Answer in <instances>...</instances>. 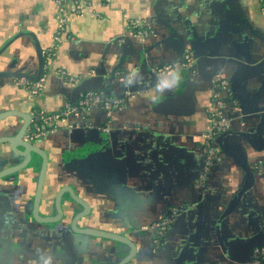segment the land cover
Segmentation results:
<instances>
[{"label":"crops","instance_id":"1","mask_svg":"<svg viewBox=\"0 0 264 264\" xmlns=\"http://www.w3.org/2000/svg\"><path fill=\"white\" fill-rule=\"evenodd\" d=\"M91 1L80 11L68 5L66 32L47 61L45 50L58 25L53 0H0V45L13 40L0 54V113L57 112L76 100L80 87H103L126 98L109 115L100 105L71 114L61 120L68 129L49 130L36 141L48 160L38 216L56 215V193L70 185L87 201L93 227L132 241L129 264H253L256 249H264L263 5L257 0ZM133 23L147 34L138 35ZM187 52L197 57L194 68L181 71L179 87L153 100L158 76L152 68L179 61ZM132 69H139L142 82L126 88L122 80L109 78L113 71ZM42 75L38 93L22 85L23 78ZM68 77L81 80L71 83ZM219 79L238 88L241 100L227 101L230 128L218 139L219 161L197 186L192 177L199 171L200 139ZM13 121L9 132L0 122V137L18 131L22 120ZM72 153L99 163L96 180L88 179L93 168L74 170L78 159ZM21 159L9 143H0V170ZM40 165L33 153L27 167L0 178V264H34L44 250L57 264L122 261L129 247L73 232L70 214L53 223L34 218ZM68 200L63 193L62 202ZM167 211L175 214L154 246L153 232L140 227L153 226ZM119 246L126 251L116 252Z\"/></svg>","mask_w":264,"mask_h":264},{"label":"built area","instance_id":"2","mask_svg":"<svg viewBox=\"0 0 264 264\" xmlns=\"http://www.w3.org/2000/svg\"><path fill=\"white\" fill-rule=\"evenodd\" d=\"M263 5L264 0H257ZM57 6L56 18L57 28L53 34L52 40L49 46L45 50V59L52 61L55 55V51L58 47L59 42L62 39L63 34L66 30L67 19H68V5H72L75 11H80L83 5L90 6L91 0H53ZM133 29L136 30L138 35L147 34L146 29L137 24H132ZM194 61L192 53L187 52L181 61H172L163 63L152 68V73L159 76L162 72H166L170 69L179 67L180 70H186L191 67ZM65 76L64 72H61ZM69 82L74 81V77H68ZM22 85L31 90L33 93H38L43 88L44 76H40L36 79L23 78L21 80ZM217 89L212 93L209 99V106L207 108L208 127L204 135H202L200 141V169L196 176L195 184L197 186L202 185L212 169L217 165L219 161V147L217 139L230 128V121L225 115V107L227 99H230L229 83L225 79H219L215 83ZM223 94H225L223 96ZM233 100V99H232ZM125 103L123 97L120 96H109L103 90H85L79 93V96L75 101L66 102L62 108L57 112H43L36 111V119L31 122L26 132V137L29 140H34L41 137L44 133V129H40V125H44L47 129H55L58 127V123L65 117L71 114H78L81 112L89 111L93 106L100 105L109 115L113 109L122 107ZM174 213V212H173ZM169 216L164 215L162 219L156 224V226H141V231H147L155 229L153 245L157 246L160 244V240L165 237L167 227L169 224ZM256 257L253 264H260L264 259V249H256Z\"/></svg>","mask_w":264,"mask_h":264},{"label":"water","instance_id":"3","mask_svg":"<svg viewBox=\"0 0 264 264\" xmlns=\"http://www.w3.org/2000/svg\"><path fill=\"white\" fill-rule=\"evenodd\" d=\"M71 7H72V5H71ZM12 41H13L12 38H9L4 43H2L0 45V54L11 44ZM192 53L194 55V62L192 63L191 67H189L186 70H181V71H191L194 68L195 63L197 62V61H195V60H197L196 59L197 57H196L194 52H192ZM182 59H183L182 56L178 58L179 61H181ZM41 69H42V67H41ZM201 74H203V73H201ZM127 75H129V74L121 72V71H117V72L113 71L109 75V78L110 79H113V78L116 79L117 78V79L123 80V78H125ZM153 76H157V75L153 74ZM80 80L81 79L79 77H74V81L71 83H77V82H80ZM229 89L232 91L233 96L232 97L230 96L229 97L230 99H227V101L231 100V103H232V98H235V99L237 98V99L241 100L240 95L239 94L237 95V93H235L238 90V88H235L232 85V83H229ZM85 90H103V91H105V93L107 95L111 96V94H108L107 90L103 89V87L102 88L98 87L96 89L80 87L78 89L79 92L85 91ZM112 96H114V95H112ZM118 96L123 97L124 100H126L125 94L124 95H118ZM34 115L35 114L32 112L30 113V115H28L27 113L15 111V110H8L6 112L0 113V122L3 121V123L1 124V127L3 130H6L7 132H9L10 130H13V128L15 126V123L13 121V117L17 116L22 120V124L20 125L18 131L14 135H12L11 137L10 136L0 137V143H9L10 149L13 151V153L22 156V159L19 163L1 169L0 170V178H2L3 176H5L6 174H8L10 172L17 171V170H20V169L27 167L31 163L33 153L37 154L41 158V165H40V174H39V179H38V183H37V188H36V192L34 195V205H33V216H34V218L40 222H45V223H51L52 222L53 223V222L61 221L62 218L64 217V215H66V217H68L70 214V228L72 229L73 232L83 234V235H88L91 237L103 238V239L114 241L116 243L123 244V245H126L127 247H129L130 252L126 255V257H124V259H122V261H120L118 263V264H129L135 255V246L132 244V241L130 239H128L127 237H125L124 235L113 233V232L107 231L105 229H98V228L93 227L94 225H93V223H91L92 218L90 217V208L87 204V201L84 200V198L82 199L81 197H79V195L77 194L78 192L75 191V189L72 186L64 185L56 193V197H55L56 215H54V216L48 215L47 217H39L38 216L39 201L41 198V190H42V186H43V180H44L48 160H47V155L44 153V150L41 147L36 145V143H37L36 141L39 138L43 137L47 132L52 131V129H47V128H45V126H42V129H44L46 133H44V135H42L39 138H36L34 140H29L25 135H26L27 129L29 128L31 122L36 119V117ZM226 117H227V115H226ZM61 128L68 129V124L60 121L58 123V127L56 129H61ZM218 139H217V143H218V147L220 150L221 149L220 148V142ZM72 154L75 155L78 159L74 163H72L74 170L76 172L79 171V172L87 173V171H88L87 168H91V169L93 168L92 177L88 178V179L91 181L96 180V177H97L96 175L98 174L97 168L99 167V163H89L86 160V158L81 157L78 153H72ZM69 162H70V158H69ZM106 166L109 167L108 165H106ZM104 168L101 169V171L103 173H106V170ZM197 175H198V171L192 177V179H194ZM63 193H68L70 200L62 202V194ZM63 205H65L64 206L65 211H63L64 210ZM171 214H175V213H169V211H167L165 213L166 216H170ZM150 231L153 232V237H154L155 229H150ZM166 235H167V233L165 234V236ZM114 250L118 253H124L126 251L125 247H122V246H119V248L114 249ZM255 257H256V255H253V257H252L253 261H254ZM263 261H264V259L262 260V262Z\"/></svg>","mask_w":264,"mask_h":264},{"label":"clouds","instance_id":"4","mask_svg":"<svg viewBox=\"0 0 264 264\" xmlns=\"http://www.w3.org/2000/svg\"><path fill=\"white\" fill-rule=\"evenodd\" d=\"M181 81L182 75L179 67L162 72L157 78V82L155 84L156 95L153 96L152 99L155 100L157 96L175 90L177 87H179ZM140 82H142V77L140 75L139 69H132L129 75H127L122 80V83L126 87H130ZM39 256V260L35 261L34 264H57L54 256L51 255L47 250L40 251Z\"/></svg>","mask_w":264,"mask_h":264},{"label":"flooded vegetation","instance_id":"5","mask_svg":"<svg viewBox=\"0 0 264 264\" xmlns=\"http://www.w3.org/2000/svg\"><path fill=\"white\" fill-rule=\"evenodd\" d=\"M171 213H172V212H171ZM171 215H173V214H171ZM171 215H170V216H171ZM170 216L168 217V219H169L168 221H170ZM162 217H163V216H162ZM162 217H161V218H160V219H159V220H158L153 226H156V224L162 219ZM140 228H141V227H140ZM148 231H149V230H147V232H148ZM160 241H161V240H160Z\"/></svg>","mask_w":264,"mask_h":264},{"label":"trees","instance_id":"6","mask_svg":"<svg viewBox=\"0 0 264 264\" xmlns=\"http://www.w3.org/2000/svg\"><path fill=\"white\" fill-rule=\"evenodd\" d=\"M42 126H44V125H40V129H42Z\"/></svg>","mask_w":264,"mask_h":264},{"label":"rangeland","instance_id":"7","mask_svg":"<svg viewBox=\"0 0 264 264\" xmlns=\"http://www.w3.org/2000/svg\"><path fill=\"white\" fill-rule=\"evenodd\" d=\"M200 166H201V165H200ZM198 169H200V167H199Z\"/></svg>","mask_w":264,"mask_h":264}]
</instances>
